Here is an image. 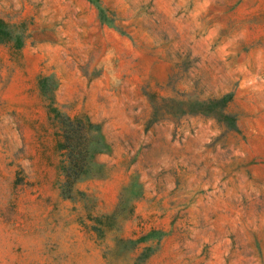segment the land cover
Segmentation results:
<instances>
[{"label": "rangeland", "instance_id": "rangeland-1", "mask_svg": "<svg viewBox=\"0 0 264 264\" xmlns=\"http://www.w3.org/2000/svg\"><path fill=\"white\" fill-rule=\"evenodd\" d=\"M0 30V264H264V0H0ZM223 93L231 126L162 110Z\"/></svg>", "mask_w": 264, "mask_h": 264}, {"label": "trees", "instance_id": "trees-1", "mask_svg": "<svg viewBox=\"0 0 264 264\" xmlns=\"http://www.w3.org/2000/svg\"><path fill=\"white\" fill-rule=\"evenodd\" d=\"M0 30V35H2ZM21 42L18 43L16 46L19 47ZM230 98V93H223L218 96L208 97L205 99H196V98H188L185 99L184 105L176 104L168 106L167 103L164 104V108H162L163 112L165 113H172V114H179V113H203L213 117L216 120H223L226 124L231 126L232 124V115L225 111V104L227 100ZM165 102L168 101L167 97H162ZM156 111V109H155ZM69 140V137L66 133L61 134V141L59 143L60 148L66 147V141ZM63 163L66 161V157L63 156ZM72 164L77 166L78 169H84L82 166H85V159L76 158V161H72Z\"/></svg>", "mask_w": 264, "mask_h": 264}]
</instances>
